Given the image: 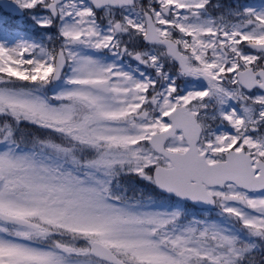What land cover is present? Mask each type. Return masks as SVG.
Here are the masks:
<instances>
[{"label": "snow or ice", "instance_id": "obj_1", "mask_svg": "<svg viewBox=\"0 0 264 264\" xmlns=\"http://www.w3.org/2000/svg\"><path fill=\"white\" fill-rule=\"evenodd\" d=\"M220 7L0 4V264H264V6Z\"/></svg>", "mask_w": 264, "mask_h": 264}, {"label": "rangeland", "instance_id": "obj_2", "mask_svg": "<svg viewBox=\"0 0 264 264\" xmlns=\"http://www.w3.org/2000/svg\"><path fill=\"white\" fill-rule=\"evenodd\" d=\"M242 1V0H241ZM260 3L259 5H257L256 3ZM241 3H244V4H248V5H252L254 7H261V6H264V2H262L261 0H255V2L253 0H245L242 1ZM17 26L22 29V30H29V31H32V26H31V23L28 21V18L27 17H17V19L14 21Z\"/></svg>", "mask_w": 264, "mask_h": 264}, {"label": "flooded vegetation", "instance_id": "obj_3", "mask_svg": "<svg viewBox=\"0 0 264 264\" xmlns=\"http://www.w3.org/2000/svg\"><path fill=\"white\" fill-rule=\"evenodd\" d=\"M242 1H244V0H242ZM242 1L241 0H213V4H219V5H221V7L219 9L211 8L210 11L213 15H216L218 12L224 10V8L227 7L228 5L244 4V3H241ZM245 2H246V0H245Z\"/></svg>", "mask_w": 264, "mask_h": 264}, {"label": "trees", "instance_id": "obj_4", "mask_svg": "<svg viewBox=\"0 0 264 264\" xmlns=\"http://www.w3.org/2000/svg\"><path fill=\"white\" fill-rule=\"evenodd\" d=\"M262 2H264V0H261ZM141 190H144V189H141V188H137V191H141ZM212 215L214 216L215 215V213H212Z\"/></svg>", "mask_w": 264, "mask_h": 264}, {"label": "water", "instance_id": "obj_5", "mask_svg": "<svg viewBox=\"0 0 264 264\" xmlns=\"http://www.w3.org/2000/svg\"><path fill=\"white\" fill-rule=\"evenodd\" d=\"M4 2H6V0H0V4H2V3H4Z\"/></svg>", "mask_w": 264, "mask_h": 264}]
</instances>
